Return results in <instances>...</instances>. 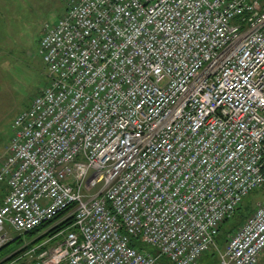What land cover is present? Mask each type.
<instances>
[{
  "label": "built area",
  "instance_id": "1",
  "mask_svg": "<svg viewBox=\"0 0 264 264\" xmlns=\"http://www.w3.org/2000/svg\"><path fill=\"white\" fill-rule=\"evenodd\" d=\"M38 49L48 80L0 164V248L6 226L70 208L29 264H198L264 184V0H69ZM263 251L264 200L218 264Z\"/></svg>",
  "mask_w": 264,
  "mask_h": 264
},
{
  "label": "rangeland",
  "instance_id": "2",
  "mask_svg": "<svg viewBox=\"0 0 264 264\" xmlns=\"http://www.w3.org/2000/svg\"><path fill=\"white\" fill-rule=\"evenodd\" d=\"M68 1L0 0V164L12 134L14 118L20 111L29 107L32 99L48 80L47 69L38 49L43 27L46 23H54L64 14ZM263 200L262 191L257 189L252 191L245 201L253 206ZM6 231L10 241L20 236L8 227ZM39 234H22V243L32 241ZM60 240L61 237L57 236L52 243ZM16 245L5 247V256L9 255L7 251L13 250ZM47 247L49 249V246ZM222 247L213 246L211 252L201 257L198 264H218ZM32 253L24 254L13 264H29L34 259L35 254ZM261 264H264V257Z\"/></svg>",
  "mask_w": 264,
  "mask_h": 264
},
{
  "label": "trees",
  "instance_id": "3",
  "mask_svg": "<svg viewBox=\"0 0 264 264\" xmlns=\"http://www.w3.org/2000/svg\"><path fill=\"white\" fill-rule=\"evenodd\" d=\"M259 190H261L263 195H264V184H263V186L261 188H259ZM245 200H246V198L234 210V212H233L231 217L226 218L220 224V228H219L218 234L215 237L216 246H218V247L219 246L220 247L223 246L222 247L223 249L221 251H219L220 253L223 252L224 249L226 248V246H227L226 243H228L229 237L242 225L244 220L256 208V204L257 203L254 204V205L252 204L253 206H250V203H247ZM69 209L70 208H67L65 211L61 212L60 214H57L52 220L42 224L40 227L36 228L33 231H30L27 234H36L38 232L43 231L53 221L59 220L61 217H63L68 212ZM72 222H73V218L72 217H68V218L64 219L60 224H58L57 226H55L54 228H52L48 232L43 233L42 236H40L39 239L42 240L43 238L50 237V236L54 235L56 232L60 231L61 229L70 226L72 224ZM227 223H229V224L226 226ZM227 236H228V238H227ZM13 243L17 244L16 247L18 249L15 250V248L13 247V250H10V253H11V255H10L11 257H10V260H9L10 262L19 261L23 257V255L27 252V249L29 248V246H24L22 248L19 247L21 245V236L16 237L13 241L8 242L3 247H7L8 245L13 244ZM131 245H134L135 247H138V249H146L147 251H150L151 253H155V250L153 248L143 245L139 240L132 239L131 240ZM0 250H1V248H0ZM209 251H207L204 255L209 253ZM212 251H215V250L212 249ZM214 253H216V252H214ZM161 261H162L163 264H173L172 262H170L166 258H162Z\"/></svg>",
  "mask_w": 264,
  "mask_h": 264
},
{
  "label": "crops",
  "instance_id": "4",
  "mask_svg": "<svg viewBox=\"0 0 264 264\" xmlns=\"http://www.w3.org/2000/svg\"><path fill=\"white\" fill-rule=\"evenodd\" d=\"M1 184H0V205L3 203V198H4V196H5V194L7 193V191H8V188H7V186H6V184L5 183H3V182H0ZM10 228V229H12V230H14L13 228H11L10 226H6V228ZM15 231V230H14ZM16 232V231H15ZM46 233L45 232V230H43V231H41V232H38V233H40L36 238H34L32 241H29V242H24V243H22V238H21V245L19 246V247H24V246H29V248L27 249V252L25 253V254H27V253H32V254H35L34 255V258L36 257V256H38L41 252H44V251H49V250H51L52 249V247L57 243H55V244H53L52 242H54V240L52 239V240H50V241H47L48 240V237H46V238H43L42 240H40L39 238H40V236H42V234L43 233ZM6 233H7V231H6ZM42 233V234H41ZM37 234V233H36ZM21 236V235H20ZM16 238V237H15ZM15 238H12L11 239V241H13ZM40 241V242H39ZM47 241V242H46ZM37 242H39V243H37ZM13 244H15V243H13ZM34 245H35V247H34ZM47 246H49V249H48V247ZM15 248V250L16 249H18L16 246L14 247ZM5 247H2L1 248V250H0V264H13L15 261H13V262H10L9 260H10V255H11V253H10V251L8 252L7 251V254H9V255H7V256H5ZM14 250V251H15ZM264 257V251L261 253V255H260V257H259V259H258V264H261V261H262V258Z\"/></svg>",
  "mask_w": 264,
  "mask_h": 264
}]
</instances>
